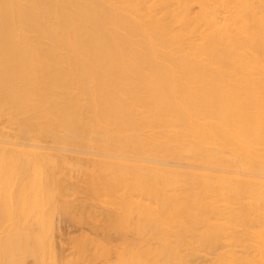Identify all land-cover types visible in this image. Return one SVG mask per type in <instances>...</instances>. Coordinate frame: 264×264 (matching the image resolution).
<instances>
[{"label":"bare ground","instance_id":"obj_1","mask_svg":"<svg viewBox=\"0 0 264 264\" xmlns=\"http://www.w3.org/2000/svg\"><path fill=\"white\" fill-rule=\"evenodd\" d=\"M95 256L264 264V0H0V264Z\"/></svg>","mask_w":264,"mask_h":264},{"label":"rangeland","instance_id":"obj_2","mask_svg":"<svg viewBox=\"0 0 264 264\" xmlns=\"http://www.w3.org/2000/svg\"><path fill=\"white\" fill-rule=\"evenodd\" d=\"M55 225H57V230L54 233L53 239L55 241V246L57 252H63L64 254H71L73 252V246L71 247V242L80 239L83 235L88 234L90 237L100 238L97 234L92 232L88 227H82L79 223L67 218L62 215L55 216ZM66 246V248H65ZM66 251V252H65ZM72 251V252H71ZM31 259H27V263L30 264ZM116 259L113 257L108 260L106 257H93L85 264H115ZM83 264V263H80Z\"/></svg>","mask_w":264,"mask_h":264}]
</instances>
